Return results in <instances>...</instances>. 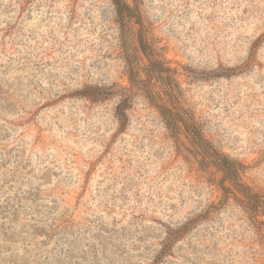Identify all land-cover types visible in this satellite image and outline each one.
Returning <instances> with one entry per match:
<instances>
[{
	"label": "rangeland",
	"instance_id": "obj_1",
	"mask_svg": "<svg viewBox=\"0 0 264 264\" xmlns=\"http://www.w3.org/2000/svg\"><path fill=\"white\" fill-rule=\"evenodd\" d=\"M140 5L182 105L264 192V0ZM139 29L112 0H0V264H264V216L149 97L173 105Z\"/></svg>",
	"mask_w": 264,
	"mask_h": 264
},
{
	"label": "trees",
	"instance_id": "obj_2",
	"mask_svg": "<svg viewBox=\"0 0 264 264\" xmlns=\"http://www.w3.org/2000/svg\"><path fill=\"white\" fill-rule=\"evenodd\" d=\"M112 1L115 5L117 19L121 25H124L129 19L139 24V44L148 59L149 73L159 75L167 85L169 98L173 102L172 106H167L158 101L152 92L149 97L163 114L168 127L175 134L179 128H183L195 146L210 158L211 162L222 172L221 188L226 193L228 191L232 192L237 199L242 200L243 205L253 217L259 214L264 216V192L255 191L242 180L245 165L217 149L206 137L194 115L182 105L180 85L173 68L167 64L166 60L148 39L140 0H132V2L128 0ZM123 108L125 109V107ZM119 111H121V108ZM226 183H229V186Z\"/></svg>",
	"mask_w": 264,
	"mask_h": 264
}]
</instances>
